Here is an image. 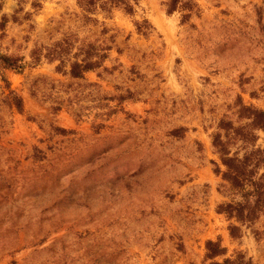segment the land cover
Returning a JSON list of instances; mask_svg holds the SVG:
<instances>
[{
	"label": "rangeland",
	"instance_id": "rangeland-1",
	"mask_svg": "<svg viewBox=\"0 0 264 264\" xmlns=\"http://www.w3.org/2000/svg\"><path fill=\"white\" fill-rule=\"evenodd\" d=\"M40 1L33 20L0 31V51L29 61L0 80V264H208L210 239L227 248L218 261L243 250L264 264V237L244 226L233 238L218 211L228 196L212 162V133L237 96L264 109V0H196L186 23L164 0H140L98 24L77 0ZM0 2V20L12 18L18 0ZM67 34L111 45L113 72L72 79L58 61L32 63L36 43ZM128 92L107 119L101 94ZM68 98L83 119L67 100L53 112Z\"/></svg>",
	"mask_w": 264,
	"mask_h": 264
},
{
	"label": "trees",
	"instance_id": "trees-1",
	"mask_svg": "<svg viewBox=\"0 0 264 264\" xmlns=\"http://www.w3.org/2000/svg\"><path fill=\"white\" fill-rule=\"evenodd\" d=\"M28 2H31L34 11H25V5ZM139 2L140 0H77L82 13L81 20L86 24H98L97 15L100 13L107 17L112 16L115 10L134 14ZM163 4L168 14L181 12L182 22L185 23L198 8L196 0H164ZM41 8L40 0H18V8L12 18L3 14L0 20V31L5 30L10 20L19 24L33 20L34 15ZM1 10L0 2V12ZM147 27V21L137 23V28L141 32ZM111 48V45L104 42L79 38L76 34H67L50 44L36 43L30 56L34 65L41 64L45 60L58 61L57 71L69 74L72 79H85V74L90 71H98L100 75L104 72H113V69L105 66ZM28 65L29 61L25 55L0 51V80L8 81L7 70L20 72ZM75 83L60 85L64 87L63 92L68 93ZM81 85L97 86L96 83ZM10 94L13 103L21 109L22 98L14 90H11ZM132 97L131 92L113 96L101 94L98 102L101 107L107 108L104 114L109 119L119 110L117 106L109 105V101L117 100L116 105H121L126 99ZM66 100L72 107L79 104L73 98L55 100L51 106L53 112L58 113ZM77 107L75 115L81 120L85 114ZM234 107H236L234 116H223L212 133V144L220 158V162L212 161L214 170L223 180L221 185L228 196L227 200L218 205V211L230 221L229 230L233 238H241L243 227L246 226L252 228L257 238L261 239L264 237V230L256 228V224L264 217V142H259L261 138L259 132L264 133V109L245 103L240 95L237 96ZM79 109L82 107L79 106ZM102 126L103 124L96 125L98 129ZM206 249V260H210L208 264H259L252 257L247 256L243 250H236L221 261L216 260V257L227 253V248L222 245L220 239L208 240Z\"/></svg>",
	"mask_w": 264,
	"mask_h": 264
}]
</instances>
